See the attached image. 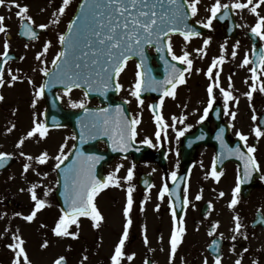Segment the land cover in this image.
<instances>
[{
  "label": "flooded vegetation",
  "instance_id": "1",
  "mask_svg": "<svg viewBox=\"0 0 264 264\" xmlns=\"http://www.w3.org/2000/svg\"><path fill=\"white\" fill-rule=\"evenodd\" d=\"M186 1L188 5L191 3V0ZM234 2L237 0H220L221 4L229 5V15L223 20L219 19V15L224 11L222 9L217 18L212 20L211 27L205 28L203 23L207 22L211 14L210 9L216 0H199L196 5L197 13L191 15L192 20L197 24L191 25L200 35L192 36L185 41L179 33L170 34L173 53L179 56L187 51L193 64L191 71L184 74L186 82L175 89V98L165 97L162 106H160L162 88L159 91H142L143 104L131 95L136 79V65L142 60V71L145 73L150 71L151 76L157 81L165 79L171 70L170 65L175 64L181 69L186 68L187 65L173 60L166 48L160 52L153 45L145 47L143 58L132 56L107 91H88V95L85 96L87 87L81 85L79 88H72L66 94L65 86L56 83L44 90V94L40 96L39 107L42 110L40 121L45 124L49 122L64 125L63 128L70 131L72 138L68 149L64 151L67 159L62 163L63 169L77 160L78 152L101 157L100 151H106L108 148V145L100 140L96 148L91 139L84 144L82 150L74 153L77 134L72 125L93 126L96 123V110L108 107L110 113L115 114L116 105L121 106L129 120L132 118L140 120L136 126L137 136L133 144L126 152L120 151V155L114 156L103 165L104 178L111 173L115 180L119 181L118 185L113 182L102 189L94 198L103 220L96 227L90 217H79L78 226L73 224L69 227L70 232L77 234L75 237L57 236L53 232L62 210L66 211L68 207L65 197L59 199L57 196L58 169L55 165L58 161L48 155L45 163H38L35 158L44 152L20 150V146H17L21 136L18 123L23 110L22 102L28 98L26 86L23 87L24 82L33 83L35 74L31 72L34 64L37 63L39 69L37 84H33L38 89L45 83L47 76L40 71V68L47 67L49 70L54 68L52 60L63 47L58 37L67 32L69 24L68 21L57 27L51 26L55 24H49L47 28H40L41 24H30L40 29L39 36L34 39L24 34L23 27L26 24H22L21 18L13 26L4 24L6 31L0 32V67L4 70V84L0 86V96H3L0 100V152L10 154L12 164L4 169L0 167V186L14 189L22 195V198L19 199V195H15L10 190L9 197L0 198V210L7 214L5 216L0 211V227H2L0 264H13L15 252L7 245L17 242L13 240L14 235L24 241L22 246L31 264H55L60 257L64 258L61 264H87L78 239L87 240L89 237L95 242L93 248H90L92 253L88 256V264H112L111 256L121 239L128 219L124 215V208L127 205L129 186L133 187V205L129 213L131 225L128 238L125 240L121 264H205V261L207 264H214L217 256L220 257L221 264H236L237 260H240L241 264H254V262L264 264V179H262L264 136L257 138L253 131L255 127H260L264 131V92L259 91L261 83H264V71H261L259 64L260 49L264 48V40L251 33V27L255 25L258 17L250 9L258 3V0H253L252 4L244 9H233L231 4ZM238 2L247 3V0H238ZM189 10L191 13L190 7ZM198 13H201L200 19ZM257 13L264 16V3L259 5ZM61 27L63 29L58 33ZM50 31L54 36L46 39L44 36ZM206 38H210V42L205 46ZM40 39L43 42H39ZM5 41L9 45L7 58L3 55ZM46 42L50 44L47 52H44ZM22 47L32 48L31 58L21 52ZM201 48L204 51L198 53L197 49ZM233 51L236 52L235 56L232 55ZM37 53H43L39 60ZM245 55L250 63L242 66ZM221 56L224 60L213 68V76L210 79L207 75L208 68L214 58L218 59ZM165 61L168 62L167 65ZM253 67L257 68L259 79L256 81L257 90L249 100L245 93L250 91V85L253 84L250 71ZM217 73L219 80L218 86L213 88V107L208 116L200 121V116L207 106V87L209 83L217 84ZM12 76L18 79L12 81ZM115 82L122 85L120 90H116ZM16 83L19 88L18 100L6 101L5 89L17 88ZM221 89L232 94V98L227 102V112H225V100ZM81 101L90 110L89 112H85L83 108L72 107L73 102ZM233 112L236 113L235 118L231 116ZM154 114H162L164 122L169 125L162 130L159 142L155 136L157 125ZM254 114L257 117L255 121L252 119ZM173 116L177 118L174 128L171 127ZM181 116L185 117L183 122L179 119ZM11 125V131H7ZM188 125L191 127L187 128L183 136L177 138V130L185 129ZM51 129L58 128H50L48 131ZM221 129H223L222 139H218ZM237 132L246 135L247 141H242L236 135ZM93 137L96 138V135ZM145 138L151 139L152 144H143ZM22 139L24 142L27 140L25 137ZM245 143L255 147L256 151L253 155L259 164V170L253 171L247 180H244V160L235 153L239 147L240 152L247 155ZM22 152L33 159L28 160L27 156L19 155ZM214 160L216 170L221 172L218 181L210 175ZM25 163L30 165L27 171L24 170ZM130 167L133 168V177L131 181H126L124 177ZM100 169L101 159L95 164L94 173L95 171L99 173ZM16 170H23L21 172L28 182H17L14 179ZM173 171L177 173L175 181L170 175ZM238 175L243 181L241 191L237 197L238 203L230 208L228 205ZM96 177L100 179V174ZM144 181H148L151 187H148ZM164 184L168 185L169 193H166L161 200L158 194ZM33 185H36L37 197L45 200L46 205L37 211L32 221H27L24 217L31 214L35 207V201L32 200L29 191ZM185 186L188 189V205L183 203ZM221 192L224 193L223 196L220 195ZM197 195H200L201 199L197 200ZM177 196H179L178 201ZM142 201H144L143 210H141ZM157 205H159L158 209ZM173 208L176 211L175 226L185 229L174 254L170 244L174 227ZM236 216L239 217L241 224L239 231L235 230ZM47 224L52 226L49 230L50 235H47L40 244H36V230ZM214 224L217 225L215 229H213ZM51 236L58 245L53 257L44 262L32 259L34 256L28 253L29 249L44 245ZM129 255L133 257L131 260L127 258ZM21 264H23L22 257Z\"/></svg>",
  "mask_w": 264,
  "mask_h": 264
},
{
  "label": "snow or ice",
  "instance_id": "2",
  "mask_svg": "<svg viewBox=\"0 0 264 264\" xmlns=\"http://www.w3.org/2000/svg\"><path fill=\"white\" fill-rule=\"evenodd\" d=\"M198 2L199 0H191V3L188 5L191 8V15H195L197 13L198 9L196 5ZM252 2L253 0H247V3H241L237 0V2L231 4V7L233 9H244L249 7ZM11 3L17 7L18 11L16 12V15L18 17L22 20L26 18L31 21V17L26 16L28 12L27 5L21 6L16 3V0H11ZM70 3L71 0H62L58 13L62 15ZM261 3H264V0H258V3L250 9L251 12L256 14L258 17L255 25L251 27V33L258 36L261 40H264V16H260L257 13V8ZM4 4L5 0H0V5ZM166 5L170 7H166ZM228 8V4H221L220 0H216V3H214L210 9L211 14L208 16L207 22L203 23V26L205 28H210L212 20L217 18L218 13H221L222 9L224 11L218 18L223 20L229 15ZM187 18L188 13L184 11L182 0H84L81 4L80 15L69 23L67 32L60 34L58 37L59 42L63 47L52 60V64L55 66L54 69L49 70L47 67L40 68V71L43 72L45 76H49L50 79L45 84H41L39 86L35 95L37 97L42 96L44 94L45 87L51 86L53 83L64 85V91L66 94L70 92L72 88H79L81 85H85L87 87L85 96L88 95V91H107V89L112 85L114 77L120 76L129 59L132 56H139L143 58L145 45L154 44L157 51L163 52L166 48L173 60L181 61L187 65V67L183 69L177 68L175 64L170 65L171 70L163 81H157L151 76L150 71L148 73L142 71V60L136 65V79L131 95L136 97L140 104H143V100L141 99L142 91H159L162 88L163 94L160 96V106H162L165 97L175 98V89L178 85L186 82L184 74L186 72H190L192 68L193 61L189 58L190 54L187 51H184L183 54L179 56L173 53L170 37V34L172 33H179L184 37L185 41H187L192 36L200 35L199 32L186 23ZM4 20L5 17L0 16V32L6 31V26L3 24ZM58 22V19L52 21L54 24ZM24 27L25 35L32 38L36 37V32H34L30 26L24 25ZM39 27L47 28L48 25L41 24ZM209 42L210 38H206L204 40V45H208ZM49 44L50 42L45 43L44 52H47ZM8 47L9 45L7 41H5V52L3 53L5 58H7ZM203 51V48L197 49L198 53ZM42 55L43 53H37V59H41ZM232 55L235 56L236 52L233 51ZM161 58L163 59V57ZM223 60V56L218 59H213L212 65L208 68L207 72L210 79L213 76V68L216 67L218 62L222 63ZM41 62L43 63V61ZM165 63L166 65L168 64L167 61H165ZM249 63L250 61L247 55H245L242 66ZM259 64L261 66V71H264V48L260 49ZM3 71V68L0 67V86L4 84ZM197 71H199V69ZM250 71L252 72L253 84L250 85V91L245 93L249 100H251L253 92L257 90L256 81L259 79L256 67H253ZM146 76L147 79H145ZM17 79L18 77L16 76L11 77L12 81ZM216 80V85L209 83L207 87V106L204 108L203 115L200 116V121H203L208 116L210 109L213 107V88L214 86H218V73L216 74ZM165 85L167 87H165ZM121 87L122 85L119 82H115L116 90H120ZM221 91L223 92L225 100V112H227V102L232 98V94L230 91L223 89H221ZM259 91L264 92V83H261ZM2 99L3 96H0V100ZM33 104H35V100H33ZM72 107L83 108L85 112L90 111L85 107L83 101L73 102ZM235 115V112L231 113L233 118H235ZM95 117L96 123L92 127L95 128L100 135H107L110 137L113 150L119 149L126 152L131 146V142L136 139V126L140 123L139 118H132L129 120L124 116L123 109L120 105H116L114 116L109 114L108 109L101 108L96 110ZM176 119L177 118L173 116V124L171 125L173 128L175 127ZM179 119L183 122L185 117L181 116ZM252 119L254 121L257 119L255 114ZM154 120L157 125L155 136L157 142H159L162 130L169 127V125L164 122L162 114H154ZM13 127L15 126L13 125ZM84 127L86 126L82 125L80 136L81 141L85 139V133L83 131ZM190 127L191 125H188L185 129L177 130V138L183 136L187 128ZM7 131H11V128L7 129ZM253 131L257 138L264 136V131H262L260 127H255ZM47 132V124L34 120V126L27 133V136L32 137L34 134L38 133L41 137H44ZM222 133L223 129L220 130V134H218L217 137L218 139H222ZM236 135L242 141H247L246 135L240 132H237ZM166 138L165 134V139ZM23 142V139H21L17 146H20ZM142 143L151 145L152 141L149 138H145ZM245 147H247V155L241 153L239 147H237L235 153L239 154L240 158L244 160V180H247L253 171L259 170V164L253 155L256 151L255 147L248 146L246 143ZM9 155L10 154L8 153L0 152V167H3V164L6 162ZM21 155L25 154L21 153ZM47 158L48 154L47 152H44L35 159L38 163H45ZM27 159L31 160L33 157L27 156ZM65 159H67V156L64 153V146L61 145L60 155L56 156L58 163L55 167L59 169ZM100 159L101 157H98L95 154L85 155L82 152H78L77 160L72 165L64 169L65 202L68 207L66 211L62 210V215L53 229L55 235L75 237L77 234L70 232L69 227L73 224L78 226L79 217H90L96 227H98L99 222L103 220L102 214L94 203V198L102 189L107 188L113 182L118 185L119 181L115 180L113 174L111 173L103 180L96 177L94 168L95 164L98 163ZM29 167L30 165L28 163L24 164L25 171H27ZM170 175L173 181L177 179V173L175 171L171 172ZM210 175L217 181L220 179L221 172L216 170L215 160L213 161V167ZM132 177L133 168L130 167L127 171V175L124 177V180L131 181ZM262 179H264V177H262ZM242 182L243 181L238 175L236 186L232 190V199L228 205L230 208L234 207L238 203L237 197L241 191ZM144 183L148 187H151L148 181H144ZM35 188L36 185H33L29 189L31 198L35 201V207L31 214L24 217L27 221H32L36 216L37 211L46 205L45 200L37 197ZM174 191L175 190H173V192ZM132 193L133 187L129 186L127 189V205L124 208V215L128 219L124 225V232L121 239L115 247L114 254L111 256L112 264H121V258L124 255L123 248L125 240L129 235V226L131 225L129 213L133 205ZM166 193H169V189L168 185L164 184L160 189L158 197L162 200ZM220 195L223 196L224 193L221 192ZM176 199L178 201L179 196H177ZM196 199H201V196L197 195ZM143 203L144 201L141 202V210H143ZM183 203L184 205H188L189 203L187 186L184 188ZM209 206L211 207V205ZM158 208L159 205H157V209ZM172 216L174 227L170 238V244L171 251L174 254L185 229L183 227L177 228L175 226V208L172 209ZM234 220L236 221L235 230L239 231L241 228L239 217H234ZM216 226L217 225L214 224L213 229H215ZM233 239H235V237H233ZM13 240L17 242L7 245L8 248L15 252L13 264H21V257L23 258V264H31L25 249L22 246L24 241L16 235L13 236ZM145 243H147L146 236ZM42 246H47V241H45ZM127 258L131 260L133 257L132 255H129ZM63 260L64 258L60 257L55 264H61ZM205 264H207V261H205ZM214 264H221L219 256L215 258ZM236 264H241L240 260H237Z\"/></svg>",
  "mask_w": 264,
  "mask_h": 264
},
{
  "label": "rangeland",
  "instance_id": "3",
  "mask_svg": "<svg viewBox=\"0 0 264 264\" xmlns=\"http://www.w3.org/2000/svg\"><path fill=\"white\" fill-rule=\"evenodd\" d=\"M77 1L79 0H71V3L66 7L65 12L60 15L58 13V9L62 4V0H16V3L20 4L21 6L27 5L28 12L26 16L31 17V23L32 24H54L52 23L53 20L58 19V23H55V25L51 26H59L61 24H66V22L71 18L72 14L75 11V8L77 6ZM1 6V5H0ZM18 11L17 7L11 3V0H5V4L1 6L0 10V16H4L5 20L3 21V24H10L13 26L14 24H17V22L20 20L16 12ZM55 14V15H54ZM24 15V14H22ZM201 13H198V19H200ZM29 21V20H28ZM51 28V27H50ZM63 27L58 31L60 33L62 31ZM54 36V34L50 31V33L47 34L46 39H49L50 37ZM39 42H43L42 39L39 40ZM1 50V48H0ZM22 53H26L28 58H31V52L32 48H24L21 49ZM37 60V59H36ZM48 62V61H47ZM24 64V63H23ZM37 63L34 64L33 70L31 73L35 74L33 75L32 82L34 84H37ZM33 83L24 82L23 87L26 86L28 98L23 100L22 106L23 110L21 113V119L18 123L20 127V140L22 138H27L23 144L20 145V150H28V151H35V152H47L48 155L51 156V159L56 160V156L60 155V149L61 145L64 146L65 149H68L69 143H71L72 138L70 131L61 127L58 129H51L47 132L46 136L41 137L38 133L34 134L32 137H28L27 133L32 129L34 126V120L40 121L42 118V110L40 109V103L41 98L37 97L35 95L36 93V85ZM17 87V83H16ZM18 87L17 88H6L5 89V95H6V101L14 100L15 102L18 100ZM33 100H35V104H33ZM21 101V98H20ZM12 128V125L10 126ZM7 136V133L5 134ZM47 140L48 142H46ZM30 149V150H29ZM25 155H19L21 156H28L25 152H22ZM27 158V157H26ZM23 172V170H21ZM20 170H16L14 174V179L18 182H28L25 175L22 174ZM0 198L5 199L9 197L8 191L15 193V195H19L14 189H8V188H1L0 186ZM22 198V195H19V199ZM103 198V196H102ZM26 202V201H25ZM3 215L7 216V214L0 210ZM2 227H0L1 229ZM33 228V224H32ZM52 228L51 225L48 226L44 225L43 227H40V229L36 230L35 233V242L36 244H40L43 240H45L47 235L49 234V230ZM53 234V232H52ZM54 235V234H53ZM95 240L91 237L86 239H78V243L80 247L82 248V253H84L83 258L84 261L88 264L89 263V254L92 253L93 244ZM58 245L55 243V238L50 237L49 241H47V246H35L34 248L29 249V254L33 255L35 261H46L53 257V255L57 252Z\"/></svg>",
  "mask_w": 264,
  "mask_h": 264
},
{
  "label": "water",
  "instance_id": "4",
  "mask_svg": "<svg viewBox=\"0 0 264 264\" xmlns=\"http://www.w3.org/2000/svg\"><path fill=\"white\" fill-rule=\"evenodd\" d=\"M81 13V6L79 7L78 11L76 12L75 16L73 19L77 18ZM109 155V152L107 153Z\"/></svg>",
  "mask_w": 264,
  "mask_h": 264
}]
</instances>
